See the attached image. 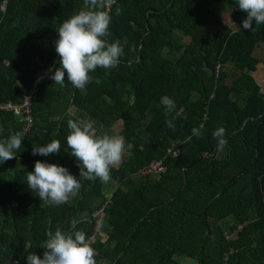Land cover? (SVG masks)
<instances>
[{
    "label": "trees",
    "instance_id": "16d2710c",
    "mask_svg": "<svg viewBox=\"0 0 264 264\" xmlns=\"http://www.w3.org/2000/svg\"><path fill=\"white\" fill-rule=\"evenodd\" d=\"M83 8L84 0H0V102L21 101L54 58L60 66L56 29ZM110 15L107 39L124 48L117 67L90 72L84 91L67 74L63 86L44 81L25 132L0 109V140L23 133L16 157L0 164V264H27L29 252L42 258L48 228L73 231V219L93 237L97 264H186L176 254L195 264H264V25L243 29L247 13L236 0H117ZM162 96L174 101L175 131ZM69 119L125 137L111 183L80 176L66 143ZM218 127L222 150L212 136ZM53 139L59 153L32 154ZM173 142L182 143L176 156L167 153ZM160 158L165 172L142 177ZM38 160L67 168L78 194L44 205L26 181Z\"/></svg>",
    "mask_w": 264,
    "mask_h": 264
},
{
    "label": "clouds",
    "instance_id": "9594fccd",
    "mask_svg": "<svg viewBox=\"0 0 264 264\" xmlns=\"http://www.w3.org/2000/svg\"><path fill=\"white\" fill-rule=\"evenodd\" d=\"M240 10L247 13L242 21L245 30H252L253 22L256 26L264 25V0H236ZM115 0H84L85 8L64 19L57 27L58 39L55 41V52L59 56V67L53 71L49 68V76L55 83L63 86L65 74L67 81L74 88L85 90L86 85L93 79L89 73L98 67L112 69L118 66L120 57L124 55V48L120 41L109 42L111 35V6ZM122 9L117 7L116 15ZM161 105L164 106L165 124L175 131L176 116L168 118L175 108L174 101L168 96H162ZM176 115H179L177 113ZM69 133L66 143L70 154L78 161L80 176L88 180L99 178L103 183L111 180V168L119 165L125 151V137L122 135L97 134L92 120L74 121L67 123ZM192 135H202L200 127H193ZM217 142V149L227 146L226 130L218 127L212 132ZM23 133L15 132L6 139L0 140V164L14 159L21 148ZM191 139V137H189ZM131 147V145H129ZM60 142L51 140L44 146H36L32 154L49 156L59 153ZM27 187L35 192L44 205H60L67 203L70 197L78 194L81 184L70 174L69 170L54 163L36 161L34 170L27 172ZM73 231L65 232L59 225L53 231L48 228L45 232L47 239L41 246L43 257L29 252L27 264H97L95 250L90 246L84 231L76 230L80 221L71 220ZM16 264H19L17 261Z\"/></svg>",
    "mask_w": 264,
    "mask_h": 264
},
{
    "label": "built area",
    "instance_id": "2783aa9c",
    "mask_svg": "<svg viewBox=\"0 0 264 264\" xmlns=\"http://www.w3.org/2000/svg\"><path fill=\"white\" fill-rule=\"evenodd\" d=\"M117 0H115V3L111 6L112 8L116 5ZM6 8V2L3 3L2 9L5 10ZM110 11V13H111ZM58 65V58H54L47 69L43 73H38L30 88L27 90L26 94L22 97L21 101L14 102V101H4L0 102V109L8 112H13V114L17 115L19 120L23 122V132L27 131L32 123V114H31V103L33 97L38 93L39 87L42 85V83L49 79V76L51 75L48 70L49 68H52L53 71ZM181 142H173L170 147L167 149V153L172 154L176 156L179 152H181ZM166 166L163 164V158L160 159H153L150 161L148 165L145 166L141 170V176L147 177V176H155L160 175L163 172H165ZM106 205L102 206L94 215V217L97 220V230L96 232L100 231L101 228H98L100 226L101 221L105 217V209ZM95 232V233H96ZM89 239V243L91 240Z\"/></svg>",
    "mask_w": 264,
    "mask_h": 264
},
{
    "label": "rangeland",
    "instance_id": "374dc122",
    "mask_svg": "<svg viewBox=\"0 0 264 264\" xmlns=\"http://www.w3.org/2000/svg\"><path fill=\"white\" fill-rule=\"evenodd\" d=\"M220 14H221L222 19L230 24V17H231L230 9L224 8L223 10H221ZM253 23H255V22H253ZM109 183H111V180L105 184L107 185ZM175 259L178 261H181L183 263H186V264H195L193 261H191L189 258H187L183 255L176 254Z\"/></svg>",
    "mask_w": 264,
    "mask_h": 264
}]
</instances>
